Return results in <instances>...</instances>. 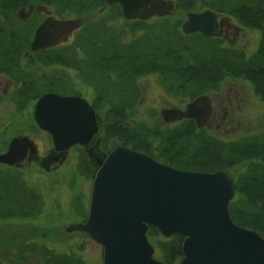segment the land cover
<instances>
[{
    "label": "trees",
    "instance_id": "1",
    "mask_svg": "<svg viewBox=\"0 0 264 264\" xmlns=\"http://www.w3.org/2000/svg\"><path fill=\"white\" fill-rule=\"evenodd\" d=\"M170 1L173 10L182 13L198 2L202 11L209 9L257 31V49L247 55L238 47L224 46L222 36L183 35L180 26L186 18L180 16L125 20L118 4L107 6L104 0H0V75L14 85L7 96L0 93V105L8 99L20 113L47 92L75 95L70 91V78L46 70L60 67L74 71L78 85L91 91L90 106L101 119L97 140L105 153L116 143L179 170L228 172L235 192L229 202L233 222L264 238V131L228 141L199 129L190 119L170 128L166 123L162 129L130 118L142 97L137 81L153 74L168 97L186 103L199 96L219 95L224 82L232 80L247 81L264 101V0ZM29 5L35 11L23 21L16 10ZM38 7L60 20H80L72 43L29 50L33 31L44 18ZM94 14L100 16L89 19ZM120 20L122 25L117 23ZM29 128L31 133L38 131L33 120ZM78 165L82 176L94 179L96 170L87 154L81 153ZM0 166V223L10 226L14 221L20 225L36 221L44 213L40 193L25 185L21 172ZM69 207L85 220L89 209L79 206L78 199L72 198ZM37 230L42 238L49 235L33 226L26 230V239L21 235L14 244L2 242L0 264H26L29 255L40 264H89L73 251L59 253L45 241L35 242L37 237L30 231ZM147 230L154 257L161 263L178 264L183 237L173 234L164 238L154 226Z\"/></svg>",
    "mask_w": 264,
    "mask_h": 264
},
{
    "label": "water",
    "instance_id": "2",
    "mask_svg": "<svg viewBox=\"0 0 264 264\" xmlns=\"http://www.w3.org/2000/svg\"><path fill=\"white\" fill-rule=\"evenodd\" d=\"M118 4L125 20H150L174 8L170 0H104ZM39 7L36 9L38 10ZM17 16L26 21L33 5L20 7ZM181 24L183 35L219 36L229 19L206 9L187 12ZM79 19L46 16L33 31L29 50L37 52L65 42L80 27ZM38 128L51 137L53 152L62 155L73 146L87 148L100 134L101 119L80 95L44 93L33 108ZM211 111L208 96L188 102L184 110L160 111L164 124L193 119L204 127ZM0 164L19 166L34 158L37 147L28 137H13ZM90 161L92 154L89 152ZM54 163V162H53ZM55 164V163H54ZM88 215L84 221L65 227L66 233L84 232L102 247V264H165L154 258L147 229L154 226L164 238L183 237L178 264H264V238L237 226L229 214L234 197L228 172H198L176 169L155 161L148 154L116 146L96 163Z\"/></svg>",
    "mask_w": 264,
    "mask_h": 264
},
{
    "label": "rangeland",
    "instance_id": "3",
    "mask_svg": "<svg viewBox=\"0 0 264 264\" xmlns=\"http://www.w3.org/2000/svg\"><path fill=\"white\" fill-rule=\"evenodd\" d=\"M196 4L195 8L191 11H202L199 8V3L197 2ZM38 10H40L43 17L50 15L46 9L40 8ZM181 13L171 9L166 15L173 17L180 16L183 19L186 18L187 12ZM98 16L100 15L94 14L89 19L97 18ZM229 21L239 28V37L231 45L243 49L247 55H251L257 49L260 34L257 31H250L238 26L233 19ZM117 23L120 25L123 24L122 20L117 21ZM73 35L68 37L64 44L72 43ZM227 44V42L224 43V46H227ZM46 71L51 75L62 76L66 79L70 78L71 82H73V86H69L70 91L82 96L86 100L90 99L91 91L78 85L76 82L77 76H75L74 71L60 67H52V69H47ZM137 82L140 86L142 97L130 114L132 121L146 122L162 129L167 125L169 128L175 126V123L172 122L165 125L162 117H160V111L166 108H180L186 102L168 97L159 84L156 74L142 77ZM232 86H234V89L238 90L240 88L242 91L240 95L241 101L238 102L241 104V108L237 109L235 113L233 112V114L226 116V118L222 117V113H217L216 115L219 116L215 120H209L202 128L211 135L213 134L215 137L228 141L244 137L245 135H255L263 132L264 101L259 99L254 91H252L250 84L245 80L224 82V89L219 94L220 100L225 101ZM13 88L12 80L0 75V93L7 96L9 92L13 91ZM35 103V101L32 102L26 109L18 113L15 111V107L11 101L3 99L0 105V153L7 150V145L13 137H28L37 147L35 158H45L53 150L48 133L43 132L39 128L37 132H29L31 130L29 126L32 124V120L34 122L33 108ZM220 110L222 109L219 108L218 112ZM113 145L116 146V143H113ZM80 149L74 146L71 147L64 154L65 158L62 161L55 164L49 162L46 167H41L38 162L28 159L21 165L13 167L21 172V179L27 187L36 189L40 193L44 202V213L36 221H25L23 225L15 221L10 226L0 223V244L4 241V245H8V243L14 244L18 236L21 235L23 239H26L28 236L25 233L26 230L33 228V226H39L47 231L49 235L47 238H42L38 230L30 231L33 237H37L34 239L35 242L45 241L48 246L50 245L59 253L73 251L81 255L89 264L102 263V247L98 243L92 241L84 232H71L70 234L64 231L65 227L70 223L81 222V216L76 213H71L69 206L72 198L78 199L79 206L84 208H88L90 201L89 197L93 178L88 179L80 174L78 157L81 153H85ZM27 257L26 264H40L39 259L36 257L30 255ZM7 264H10V262Z\"/></svg>",
    "mask_w": 264,
    "mask_h": 264
},
{
    "label": "flooded vegetation",
    "instance_id": "4",
    "mask_svg": "<svg viewBox=\"0 0 264 264\" xmlns=\"http://www.w3.org/2000/svg\"><path fill=\"white\" fill-rule=\"evenodd\" d=\"M219 33H220V36L224 37L225 42H227L228 45H231V43L236 41V39H238L239 37L238 35L239 28L236 25L230 23L229 21L226 24H222V27L219 28ZM223 89L224 87H222V90ZM241 93L242 91L240 90V88L237 90V89H234V86H232L231 91L228 92L227 97L225 98V101H223L222 99L220 100V95H214L210 97L209 104H211V111H210L209 117L206 120V123H208L209 120H215L219 116V115H216L217 113H222V117L226 118V116L233 114V112L235 113L237 109H240L241 104L238 102L241 101V98H240ZM186 104L182 105V107H180L179 109L184 110L186 107ZM219 108L222 109L220 110V112H218ZM190 120H192L193 123L195 124V121L193 119H190ZM178 122H173V123L177 124ZM74 147L81 148V150L84 151L85 154H87L89 163L91 164V161H92V164L94 165H97L96 163L100 161L101 159H103L104 155H107V153H105V151H103L100 148V142L99 140H97V137L93 141H91V143L89 144L87 148H84L81 145H76ZM89 152L92 154L91 161H90ZM28 160L36 161L41 165V167H46L49 162L58 163L62 161V155H59L58 153H54L53 150H51L47 154V156H45V158H42V159L35 158V155H34V158L28 159ZM93 169L97 170V166H93Z\"/></svg>",
    "mask_w": 264,
    "mask_h": 264
}]
</instances>
